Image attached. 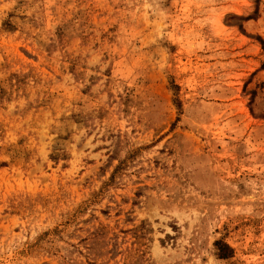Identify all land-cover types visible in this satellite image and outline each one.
Listing matches in <instances>:
<instances>
[{"label":"rangeland","instance_id":"1","mask_svg":"<svg viewBox=\"0 0 264 264\" xmlns=\"http://www.w3.org/2000/svg\"><path fill=\"white\" fill-rule=\"evenodd\" d=\"M0 264H264V0H0Z\"/></svg>","mask_w":264,"mask_h":264},{"label":"trees","instance_id":"2","mask_svg":"<svg viewBox=\"0 0 264 264\" xmlns=\"http://www.w3.org/2000/svg\"><path fill=\"white\" fill-rule=\"evenodd\" d=\"M250 17H246L245 20L249 19ZM216 246L218 249V257L225 259V258H229L232 256L233 254V249L226 243H220V242H216Z\"/></svg>","mask_w":264,"mask_h":264}]
</instances>
